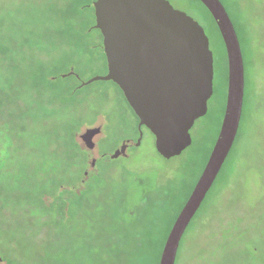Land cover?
<instances>
[{
	"label": "rangeland",
	"instance_id": "374dc122",
	"mask_svg": "<svg viewBox=\"0 0 264 264\" xmlns=\"http://www.w3.org/2000/svg\"><path fill=\"white\" fill-rule=\"evenodd\" d=\"M93 1L0 0V264H82L86 249L102 250L112 237L156 264L177 206L186 201L218 135L227 56L205 6L168 0L204 29L214 74L207 111L189 130L191 144L166 160L147 129L136 144L137 116L113 81L82 85L108 71L101 32L93 27ZM220 1L242 51L244 104L230 152L183 240L246 250L256 244L250 261L264 264V4ZM96 126L101 132L88 150L79 135ZM123 141L134 144L112 158ZM77 143L86 154H75ZM83 175L89 178L85 189L78 185ZM196 254L212 255L201 249ZM210 257L228 264L219 253Z\"/></svg>",
	"mask_w": 264,
	"mask_h": 264
},
{
	"label": "water",
	"instance_id": "95a60500",
	"mask_svg": "<svg viewBox=\"0 0 264 264\" xmlns=\"http://www.w3.org/2000/svg\"><path fill=\"white\" fill-rule=\"evenodd\" d=\"M213 18L227 56V92L221 126L208 159L161 251L158 264H173L179 241L214 183L236 138L243 104L244 66L234 25L220 0H199ZM94 28L100 30L111 80L137 116L138 139L145 127L158 155L168 160L190 144L189 130L207 111L213 93V55L201 25L168 0H94ZM100 126L80 139L89 150ZM123 143L112 158L125 155ZM94 160L92 161V165Z\"/></svg>",
	"mask_w": 264,
	"mask_h": 264
},
{
	"label": "flooded vegetation",
	"instance_id": "af4514ba",
	"mask_svg": "<svg viewBox=\"0 0 264 264\" xmlns=\"http://www.w3.org/2000/svg\"><path fill=\"white\" fill-rule=\"evenodd\" d=\"M262 2L264 4V0H262ZM225 9H226V7H225ZM263 65H264V62H263ZM243 66H244V61H243ZM244 85H245V68H244ZM243 104H244V90H243ZM243 104H242V109H243ZM241 115H242V111H241ZM240 119H241V117H240ZM238 130H239V127H238ZM237 133H238V131H237ZM125 142L127 143V145L134 144V142L131 143L130 141H123V143H125ZM122 156H124V155H122ZM93 160H94L93 165H92V162L90 164L91 168L96 166V160L92 159V161ZM91 172H92L91 169H89L88 171L85 172V175L86 174L89 175V173H91ZM188 226H189V224L187 225L185 231L188 229ZM185 231H184V233H185ZM184 233L181 236V239L179 241L178 248H177L176 255H175V260H174L173 264H217L216 259H214L213 257H210L212 255L213 256L217 255V253L226 256V257H224L225 259L222 260V262H224V263H228V264H255L254 261H250V260L253 258L254 254L258 253L259 249H258L256 244H250V248H251L250 250H246V248L244 246L239 245V244H235V245H230V244H216V245H214V244H211V245H209L207 242H203V240L200 244H197V245H195L193 243L184 244V240H183ZM198 236H202V235H194V237H198ZM204 236H206V235H204ZM163 245H164V243L162 245H160V248L158 251V260H156V264L159 263V259H160V255H161ZM182 246H184L185 248L188 247V250H187V256L181 261L180 250L182 249ZM200 249L210 251L212 255H210L209 257H206V256L200 257L199 255L197 256L196 253ZM231 253L235 254L236 256L229 255ZM227 255H228V257H227ZM0 261H2V260L0 259ZM116 263L117 264H129L128 256L123 254V252L120 253V256L118 257V260L116 261Z\"/></svg>",
	"mask_w": 264,
	"mask_h": 264
},
{
	"label": "trees",
	"instance_id": "16d2710c",
	"mask_svg": "<svg viewBox=\"0 0 264 264\" xmlns=\"http://www.w3.org/2000/svg\"><path fill=\"white\" fill-rule=\"evenodd\" d=\"M142 128H145V127H142ZM152 137H153V135H152ZM82 153L86 154L84 149H82L79 146V144L77 143L75 154H82ZM79 157H80V155H79ZM50 168L54 171V175L58 174V165L57 164L56 165L54 164ZM88 179L89 178H85V176L83 175L81 177V179L79 180L78 185H80L83 189H85V185L88 183ZM190 192H189V194H190ZM189 194H187L186 197H188ZM174 196H176V195H171L170 199L173 198ZM183 204L184 203L179 204L177 206V209H176L177 213L174 216V218L171 220L170 225L168 226L166 236H167L178 212L182 208ZM148 226L150 228L152 227L151 224H149ZM166 236H165V238H166ZM165 238L161 242V245L164 243ZM143 243L146 245L148 242L146 240H144ZM86 250L81 255L83 257L82 258V260H83L82 264H117L116 261L118 260V257L120 256V253H122V252H123V254L128 256L129 264H146L148 259H149V257L146 258L145 256H141L140 254H137V253L131 254L129 251H126L124 246L123 245L119 246L118 241L113 237L111 238L110 242L102 250H101V248H96V249L93 248V250L90 251L89 253H87ZM86 258L88 260H86ZM156 260H158V256H157Z\"/></svg>",
	"mask_w": 264,
	"mask_h": 264
}]
</instances>
